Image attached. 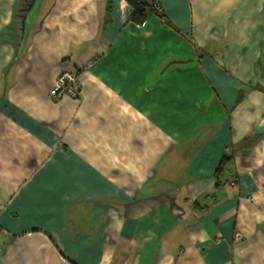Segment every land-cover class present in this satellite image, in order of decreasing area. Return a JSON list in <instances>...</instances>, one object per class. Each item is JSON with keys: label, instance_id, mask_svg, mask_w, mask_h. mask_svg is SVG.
<instances>
[{"label": "crops", "instance_id": "obj_1", "mask_svg": "<svg viewBox=\"0 0 264 264\" xmlns=\"http://www.w3.org/2000/svg\"><path fill=\"white\" fill-rule=\"evenodd\" d=\"M155 1L0 0V264H264V0Z\"/></svg>", "mask_w": 264, "mask_h": 264}, {"label": "built area", "instance_id": "obj_2", "mask_svg": "<svg viewBox=\"0 0 264 264\" xmlns=\"http://www.w3.org/2000/svg\"><path fill=\"white\" fill-rule=\"evenodd\" d=\"M148 10L159 12L160 11L159 3L155 0L152 1ZM89 65L87 64L85 68H87ZM80 94H81V91H80L79 74L72 73L70 71L60 72L56 76L53 82V85L50 89V96L52 99H55V100L60 99L64 96L79 98ZM235 238L236 239L240 238V233H235Z\"/></svg>", "mask_w": 264, "mask_h": 264}, {"label": "trees", "instance_id": "obj_3", "mask_svg": "<svg viewBox=\"0 0 264 264\" xmlns=\"http://www.w3.org/2000/svg\"><path fill=\"white\" fill-rule=\"evenodd\" d=\"M132 6L134 7V12L132 14V20L136 23H142L145 17L146 12L148 11L149 6L152 3V0H127ZM227 161V158H223L219 161L216 169H215V175L218 176L225 163Z\"/></svg>", "mask_w": 264, "mask_h": 264}]
</instances>
